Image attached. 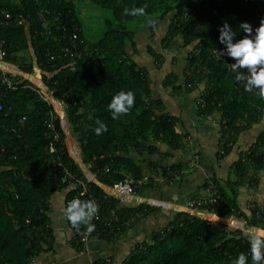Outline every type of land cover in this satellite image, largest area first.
I'll return each mask as SVG.
<instances>
[{
    "label": "trees",
    "instance_id": "1",
    "mask_svg": "<svg viewBox=\"0 0 264 264\" xmlns=\"http://www.w3.org/2000/svg\"><path fill=\"white\" fill-rule=\"evenodd\" d=\"M85 1L109 12L94 40L83 31L78 14V4ZM126 8H144L145 14L126 15ZM5 12L10 19L0 26L4 61L47 83L62 111L26 86L29 80L20 75L13 76L15 89L0 87V264H40L38 256L51 244V228L45 235L43 231L52 202L58 196L66 208L80 189L78 179H86L70 157L67 135L78 143L81 158L90 163L96 180L106 185L126 174L143 175L132 155L144 143L148 153L156 151L154 145H147L150 142L182 146L176 118L152 96L148 60L140 49L157 69L165 62L164 50L169 49V55L176 50L179 55H170L167 61L168 73L157 77L194 92L198 112L214 113L223 121L222 155L234 145L238 133L257 124L264 112L258 90L245 91L243 83L235 81L230 68L235 61L215 51L226 48L219 41L224 23L237 40L246 35L241 23H249L253 30L259 26L264 0H0V20ZM18 15L24 17L22 24L15 22ZM135 24L138 27L132 29ZM74 30L77 49L85 47L82 55L62 56L61 49L71 44ZM51 53L60 57L50 60ZM173 65H179L180 72L171 71ZM121 90L133 91L135 104L127 115L113 120L107 105ZM96 118L108 128L101 135L94 132ZM180 167H161L162 174L176 173ZM262 169L264 128L233 163L234 179L221 184L210 178L221 196L212 205L213 212L264 228V207L255 205L246 212L236 199L240 186ZM88 185L89 193L103 206L121 214L139 211L144 216L151 210L144 203L126 204L109 197L93 181ZM100 238L108 239L106 232ZM73 243L80 248L76 234ZM240 253L252 264L249 240L240 226L180 211L169 224L136 243L121 264H233ZM99 261L108 264L103 258Z\"/></svg>",
    "mask_w": 264,
    "mask_h": 264
},
{
    "label": "crops",
    "instance_id": "2",
    "mask_svg": "<svg viewBox=\"0 0 264 264\" xmlns=\"http://www.w3.org/2000/svg\"><path fill=\"white\" fill-rule=\"evenodd\" d=\"M146 37L151 40V33L147 32ZM137 38L141 39V35ZM155 47L157 48L158 44ZM167 50L169 49L164 50L166 58L160 69L152 64V59L142 49L139 50L148 60L146 66L153 86V98L160 99L165 111L176 118L177 130L183 137V144L180 147L156 141L147 144L156 147L153 153L146 151V143L141 149L133 151L132 157L141 167L143 175H151L154 179L153 183L144 185L136 191L133 202L144 203L151 210L125 229L117 240L91 239V251L87 254L81 252L73 243L75 233L63 214L62 202L56 196L57 199L52 200L53 204L48 216V225L52 231L51 244L38 256L37 261L40 263L54 261L56 264H91L93 259L103 258L109 259L108 264H121L136 243L147 239L152 231L169 224L178 212H189L191 209L188 205L192 199L205 197L207 179L215 177L221 184H225L230 178L234 179L233 163L240 153L252 146L263 130L264 112L257 124L238 133L234 145L222 155L218 116L214 113L198 112L194 92L175 88L174 85L164 82L165 80L163 83L157 77L160 75L164 78L168 73L170 65L167 61L170 55H179L176 50L169 55L170 51L168 53ZM177 60H173L172 64ZM179 69V65H173L171 71L180 72ZM151 162L156 163L157 166L150 167ZM178 165H181L179 171L174 173L172 170L171 175L168 176H163L161 171L159 174L153 171L156 167L162 169L161 167L170 168ZM88 176L93 180L92 175L88 174ZM254 176V184L245 182L238 189L237 202L241 210L246 212L255 205L264 207V169L257 171ZM193 213L206 215L201 210H193ZM207 216L211 217V215ZM237 225L245 233L257 229L264 231V228L249 227L244 222Z\"/></svg>",
    "mask_w": 264,
    "mask_h": 264
},
{
    "label": "built area",
    "instance_id": "3",
    "mask_svg": "<svg viewBox=\"0 0 264 264\" xmlns=\"http://www.w3.org/2000/svg\"><path fill=\"white\" fill-rule=\"evenodd\" d=\"M10 14L5 12L4 13V19L0 20V26H6L9 24ZM17 24H22L24 22V17L22 15H18L17 19L15 20ZM44 22V26H45ZM63 31H65V28H61ZM47 33H50L49 30L46 31ZM76 36L75 30L72 33V42L70 45H65L61 49V55L62 56H69L74 58H79L82 55V51L85 47H82V50L77 49V43L75 42L76 39H74ZM54 38V35L52 36ZM3 43L4 40L0 38V87L6 86L7 88L15 89L13 84V76L14 75H20L24 79H28L29 82L26 84L31 90L35 91L43 100L48 101L58 107L61 106V103L57 101L54 96L53 92L49 89V86L44 81L38 79V78H31L28 74H25L18 70L15 65H12L8 62L4 61V55L5 51L3 49ZM222 50V46L219 47V49L215 50L217 53H220ZM60 54L55 55L54 53L50 54L49 59L53 60L55 58H59ZM197 86H200L199 83H196ZM189 87L191 85H188ZM200 100V99H199ZM219 123H223V121L218 118ZM63 124L65 122L63 121ZM47 126L52 129L53 123L49 122ZM222 135V132H221ZM55 138H57V135H55ZM220 153L222 154L223 151L220 150ZM70 157L73 159V161L79 166V168L85 173L86 179L81 177L78 179V185L80 186L79 191L72 197L71 201L73 199H80V200H94L96 204L99 206L98 214L96 217H94L91 220V224H93L94 230L88 231L87 227L85 225H81L79 230L73 229L74 233L76 234L77 240L80 245V251L83 253L89 254L90 250V241L93 238H100L103 232H106V235L111 240H117L121 234L123 229H127L131 225H133L140 217H142V213L139 211L133 212L129 215L127 214H121L117 209L111 207V206H103L99 199L93 196L91 193H89V185L88 181H93L97 183L102 190L106 193L107 196L113 197L114 199L119 200L122 203H134L133 198L136 193V190L144 185H148L150 183L154 182V179H152L151 175L144 174L138 178L133 177L130 174H126L122 179L113 181L112 184L106 185L99 183L95 175L90 172V163H86L81 158L80 149L77 147V144L74 143L71 148V152H69ZM153 171L156 174H159V172L162 170L158 167L154 168ZM92 175L93 180L88 176ZM168 175H171L170 171L168 172ZM255 182V176L253 175L252 178L249 180V184H254ZM206 191L207 195L205 197H197L192 199L189 202V208L191 209L189 212L193 213V210H200V208H203L206 213V215H199L205 220L208 221H218L226 223L230 227H236L237 220L233 217H220L217 214L213 212L212 205L214 203H217L218 200H221V196L218 193L217 188L214 186L213 182L210 179H207L206 181ZM207 215H211V217H208ZM49 225L47 224L44 228L43 235L46 234L47 228ZM159 229V228H158ZM156 229L155 231H157ZM100 258L93 259L91 261V264H102L99 261ZM106 262L109 261V259H105ZM40 264H56L54 261L50 262H41Z\"/></svg>",
    "mask_w": 264,
    "mask_h": 264
},
{
    "label": "clouds",
    "instance_id": "4",
    "mask_svg": "<svg viewBox=\"0 0 264 264\" xmlns=\"http://www.w3.org/2000/svg\"><path fill=\"white\" fill-rule=\"evenodd\" d=\"M124 11L126 15L132 16L145 14L144 8H126ZM240 28L246 35L238 40L235 39L236 33L227 23L219 29V41L226 45L224 52H220V55L226 54L235 61L230 64L232 72L235 73V81L242 82L245 91L251 92L257 89L258 96L264 99V19H261L255 30L247 22L241 23ZM134 104V92L121 90L113 96L107 109L111 113V118L117 120L122 115H127ZM89 119H93L91 114ZM94 122L96 135H101L108 130L107 125L99 118H96ZM71 140L73 145L76 141ZM98 210L99 206L94 200L73 199L64 208L63 214L72 228L79 230L81 225H85L88 231H92L95 226L91 224V220L97 216ZM246 235L250 244L252 264H264V231L257 229ZM233 264H248V256L240 253Z\"/></svg>",
    "mask_w": 264,
    "mask_h": 264
},
{
    "label": "rangeland",
    "instance_id": "5",
    "mask_svg": "<svg viewBox=\"0 0 264 264\" xmlns=\"http://www.w3.org/2000/svg\"><path fill=\"white\" fill-rule=\"evenodd\" d=\"M78 7H79L78 14L81 19L83 31L85 32L86 35L91 37V39L93 38L92 40H94L97 37L96 33L98 34L100 21L102 20L104 16H108L109 12L87 1L79 3ZM130 27L134 29L135 27H138V26L135 24V25H131ZM58 110L61 113L62 111L61 107H58ZM66 142L68 145V150L69 152H71L72 140L69 138L68 135L66 137Z\"/></svg>",
    "mask_w": 264,
    "mask_h": 264
}]
</instances>
